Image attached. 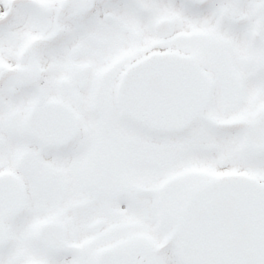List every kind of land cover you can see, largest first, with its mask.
<instances>
[{"label":"snow or ice","instance_id":"obj_1","mask_svg":"<svg viewBox=\"0 0 264 264\" xmlns=\"http://www.w3.org/2000/svg\"><path fill=\"white\" fill-rule=\"evenodd\" d=\"M0 264H264V0H0Z\"/></svg>","mask_w":264,"mask_h":264}]
</instances>
